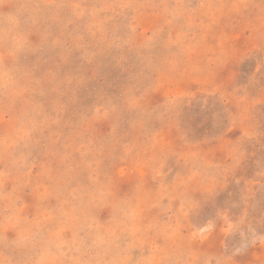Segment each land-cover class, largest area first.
<instances>
[{
  "label": "rangeland",
  "instance_id": "obj_1",
  "mask_svg": "<svg viewBox=\"0 0 264 264\" xmlns=\"http://www.w3.org/2000/svg\"><path fill=\"white\" fill-rule=\"evenodd\" d=\"M0 264H264V0H0Z\"/></svg>",
  "mask_w": 264,
  "mask_h": 264
}]
</instances>
